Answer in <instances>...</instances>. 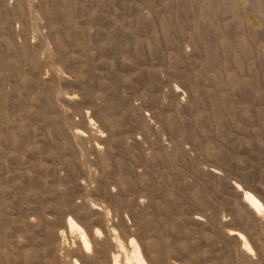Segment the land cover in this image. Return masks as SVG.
I'll use <instances>...</instances> for the list:
<instances>
[{
    "label": "rangeland",
    "instance_id": "374dc122",
    "mask_svg": "<svg viewBox=\"0 0 264 264\" xmlns=\"http://www.w3.org/2000/svg\"><path fill=\"white\" fill-rule=\"evenodd\" d=\"M131 238L264 264V0H0V264H138Z\"/></svg>",
    "mask_w": 264,
    "mask_h": 264
},
{
    "label": "bare ground",
    "instance_id": "6f19581e",
    "mask_svg": "<svg viewBox=\"0 0 264 264\" xmlns=\"http://www.w3.org/2000/svg\"><path fill=\"white\" fill-rule=\"evenodd\" d=\"M7 8V7H6ZM103 125V124H102ZM86 130V129H85ZM113 136V135H112ZM106 137V136H105ZM104 137V138H105ZM110 138H111V136H110ZM103 141V140H102ZM100 147V146H99ZM99 147H95L96 148V150H99L98 148ZM97 157V156H96ZM102 159V158H101ZM100 159V160H101ZM212 172H215L214 170H212ZM241 188L238 186L237 187V190H240ZM113 191V190H112ZM243 201L244 202H246V204H248V206L252 209V210H254V212H255V214H256V216H258L261 212H262V208H263V206H262V203H261V201L253 194V193H250V192H248V191H245L244 193H243ZM142 203V202H141ZM98 215H100V214H98ZM252 217V216H251ZM261 218H263V217H261ZM196 220H198V218H196ZM67 224L71 227V228H76V229H79V226L76 224V222L71 218V217H68V219H67ZM106 225H107V223H106ZM91 231V230H90ZM113 231V230H112ZM113 233V232H112ZM229 234L231 235V236H234V237H236V238H239V239H242L243 238V235H242V233H240V232H238V231H230L229 232ZM82 235H84V232H83V234ZM91 236V235H90ZM92 236H94V234L92 235ZM114 237V236H113ZM112 240H114V239H112ZM116 240V239H115ZM243 241V240H242ZM119 242V241H118ZM132 243V245H133V249H132V251H133V258L135 259V261L138 263V264H145V260H144V258H143V256H142V254H141V251H140V248H139V246L134 242V239L133 238H131V242H130V244ZM243 243H244V245H243V248H244V250L246 251V252H250V250H249V248L250 247H248L247 245V243L245 242V241H243ZM51 244V243H50ZM115 244H116V242H115ZM121 243L119 242V245H120ZM116 247V246H115ZM90 248H91V244L90 243H88V241L86 240V239H83V241H82V249L84 250V251H88V250H90ZM88 249V250H87ZM145 249V248H144ZM120 251V250H119ZM103 254V253H102ZM107 258V261H108V264H119V255L118 254H110L108 257H106ZM82 261H84V258H83V260ZM129 262H130V260H129ZM98 263V262H97ZM77 264V263H76ZM88 264V263H87Z\"/></svg>",
    "mask_w": 264,
    "mask_h": 264
}]
</instances>
